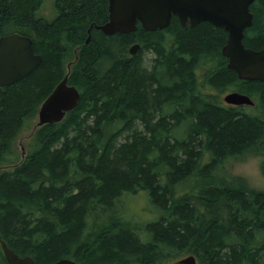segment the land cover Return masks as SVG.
Returning <instances> with one entry per match:
<instances>
[{
  "label": "trees",
  "instance_id": "trees-1",
  "mask_svg": "<svg viewBox=\"0 0 264 264\" xmlns=\"http://www.w3.org/2000/svg\"><path fill=\"white\" fill-rule=\"evenodd\" d=\"M43 3L0 0V36H28L41 56L26 77L0 87V240L33 264H166L187 255L196 264H264V189L227 181L222 169L252 147L264 151V82L226 67L225 32L207 21L184 28L172 16L160 30L137 22L133 32L106 35L95 26L107 20V0H51V19ZM250 11L242 42L259 49L264 0ZM67 64L75 108L35 126ZM230 91L253 104L223 103ZM32 123L20 159L13 143ZM139 190L155 212L146 222L120 205Z\"/></svg>",
  "mask_w": 264,
  "mask_h": 264
},
{
  "label": "water",
  "instance_id": "water-1",
  "mask_svg": "<svg viewBox=\"0 0 264 264\" xmlns=\"http://www.w3.org/2000/svg\"><path fill=\"white\" fill-rule=\"evenodd\" d=\"M252 2L253 0H107V20L95 27L109 35L115 32H133L137 28V22L145 31L160 30L169 24L172 16L184 28L207 21L226 31L225 42L220 48L221 54L226 58V67L234 71L239 79L264 82V47L254 49L242 42L244 30L252 22ZM88 39L89 35L85 42ZM31 43L28 36L18 33L0 36V86L20 81L40 63L41 56L33 52ZM139 47L138 43H134L128 51L133 55ZM67 77L68 68L40 103L35 126L59 122L67 111L75 108L80 94L74 85L68 84ZM222 100L231 105L253 104L248 95L238 91L226 93ZM0 248L7 264H33L31 257L17 255L2 240ZM49 264L77 263L69 258H61ZM173 264H196V260L193 255H187Z\"/></svg>",
  "mask_w": 264,
  "mask_h": 264
},
{
  "label": "rangeland",
  "instance_id": "rangeland-1",
  "mask_svg": "<svg viewBox=\"0 0 264 264\" xmlns=\"http://www.w3.org/2000/svg\"><path fill=\"white\" fill-rule=\"evenodd\" d=\"M41 12L45 15L44 17L46 19H51L53 17L54 12L51 5V0H44V3L41 7ZM151 57L152 55L150 52H146L144 54L143 64L145 66L149 65V59ZM203 71L204 70L201 67L200 73ZM223 95L224 93L220 94V97ZM245 109L249 112H258L255 108ZM36 119L37 113L34 117V122ZM33 123L22 129V131H20L14 140L13 146L15 151L19 154L20 159L23 158L24 154L26 153L27 148H25V145L29 141L30 135L32 133ZM256 151L257 147H252L243 154L235 155L225 160L222 168L225 171L224 179L227 181H238L239 179H242L245 181L244 183L248 187L264 189V172L262 170V166L264 165V151L261 153H257ZM120 203L123 215L126 217L131 216L133 221H138L139 219L140 222H146L155 217V212L149 204L146 192L143 190H139L135 194L124 195L121 198ZM176 260L177 258L169 259L166 261V264H172L176 262Z\"/></svg>",
  "mask_w": 264,
  "mask_h": 264
},
{
  "label": "flooded vegetation",
  "instance_id": "flooded-vegetation-1",
  "mask_svg": "<svg viewBox=\"0 0 264 264\" xmlns=\"http://www.w3.org/2000/svg\"><path fill=\"white\" fill-rule=\"evenodd\" d=\"M187 26H188V25H187ZM187 26H186V27H187ZM213 26H214V25H213ZM186 27H185V28H186ZM219 28H220V27H219ZM221 30H223V31L225 32V39H226V31H225L223 28H221ZM224 42H225V41H224ZM200 68H201V67H200ZM200 68L197 69V72H198V73H200ZM0 87H2V86H0ZM225 104H226V103H225ZM228 105H230V106H246V105H243V104H242V105H231V104H228Z\"/></svg>",
  "mask_w": 264,
  "mask_h": 264
}]
</instances>
